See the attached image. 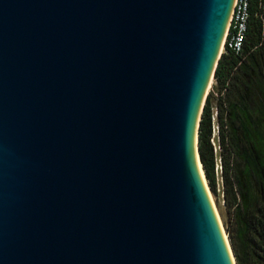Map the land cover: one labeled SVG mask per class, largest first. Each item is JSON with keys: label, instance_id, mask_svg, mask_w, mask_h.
Instances as JSON below:
<instances>
[{"label": "water", "instance_id": "water-1", "mask_svg": "<svg viewBox=\"0 0 264 264\" xmlns=\"http://www.w3.org/2000/svg\"><path fill=\"white\" fill-rule=\"evenodd\" d=\"M234 2L0 0V264H236L198 153Z\"/></svg>", "mask_w": 264, "mask_h": 264}, {"label": "trees", "instance_id": "trees-1", "mask_svg": "<svg viewBox=\"0 0 264 264\" xmlns=\"http://www.w3.org/2000/svg\"><path fill=\"white\" fill-rule=\"evenodd\" d=\"M259 2L249 0L250 20L241 54L225 48L213 77V89H226L216 99L215 112L222 149L225 232L236 264H264V21L259 19ZM212 119L209 92L199 121L198 153L209 190L216 195Z\"/></svg>", "mask_w": 264, "mask_h": 264}, {"label": "built area", "instance_id": "built-area-1", "mask_svg": "<svg viewBox=\"0 0 264 264\" xmlns=\"http://www.w3.org/2000/svg\"><path fill=\"white\" fill-rule=\"evenodd\" d=\"M259 19L264 21V1L259 2ZM250 20V3L249 0H235L233 10L229 19L228 27L224 37L222 52L225 48L231 50L235 54H241L243 49L244 40L246 37L248 24ZM221 52V53H222ZM213 81L209 87L208 93L213 92L214 97H222L226 89L219 91H213ZM216 116V112H215ZM218 131V128H217ZM221 165L219 167L221 174ZM217 171V167H216Z\"/></svg>", "mask_w": 264, "mask_h": 264}, {"label": "rangeland", "instance_id": "rangeland-1", "mask_svg": "<svg viewBox=\"0 0 264 264\" xmlns=\"http://www.w3.org/2000/svg\"><path fill=\"white\" fill-rule=\"evenodd\" d=\"M213 91H217L213 89ZM213 96V119H212V134H211V144L213 147L214 155H215V176H216V182H217V191L216 195H213L211 193L212 197V202L214 203V206L218 212L220 221L222 223L223 229L225 231V224L227 220V213L226 209L224 206V201H223V187H222V179H221V174L219 167L222 165V160H221V147L219 146V133L217 131V123H216V116H215V103L217 102L216 97H214L213 92L210 91ZM209 94V93H208ZM217 167V171H216ZM226 233V232H225Z\"/></svg>", "mask_w": 264, "mask_h": 264}, {"label": "bare ground", "instance_id": "bare-ground-1", "mask_svg": "<svg viewBox=\"0 0 264 264\" xmlns=\"http://www.w3.org/2000/svg\"><path fill=\"white\" fill-rule=\"evenodd\" d=\"M208 196H209V198H210V200H211V202H212V197H211V194L209 193V191H208ZM212 204H213V206H214V203H213V202H212ZM214 210H215V212H216V215H218V212H217L215 206H214ZM218 219H219V215H218ZM220 224H221V223H220Z\"/></svg>", "mask_w": 264, "mask_h": 264}, {"label": "crops", "instance_id": "crops-1", "mask_svg": "<svg viewBox=\"0 0 264 264\" xmlns=\"http://www.w3.org/2000/svg\"><path fill=\"white\" fill-rule=\"evenodd\" d=\"M257 106L258 107L260 106V103L259 102H257ZM256 111H257V113L260 112V110H258V109H256ZM263 114H264V112H263Z\"/></svg>", "mask_w": 264, "mask_h": 264}]
</instances>
